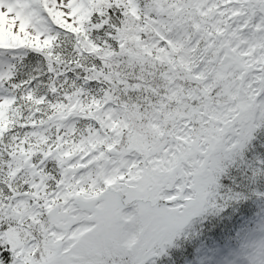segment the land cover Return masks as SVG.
<instances>
[{"label":"snow or ice","instance_id":"obj_1","mask_svg":"<svg viewBox=\"0 0 264 264\" xmlns=\"http://www.w3.org/2000/svg\"><path fill=\"white\" fill-rule=\"evenodd\" d=\"M261 130L264 0H0V264H264Z\"/></svg>","mask_w":264,"mask_h":264},{"label":"trees","instance_id":"obj_2","mask_svg":"<svg viewBox=\"0 0 264 264\" xmlns=\"http://www.w3.org/2000/svg\"><path fill=\"white\" fill-rule=\"evenodd\" d=\"M247 155L250 158L264 156V130H261L258 133L257 138L252 141ZM126 210H131V207ZM197 230L201 234L204 232L210 233L215 231L213 219L210 218L203 221V225H197ZM235 236L236 233L233 232L231 234V238H229L230 240L228 241H232L238 245V242L235 240ZM209 238L214 239L211 236H209ZM195 239H197L195 235L187 238L181 236L174 242V245L168 249V255L157 259V264H195L198 256L200 255V246H193ZM149 264H151V262H149Z\"/></svg>","mask_w":264,"mask_h":264},{"label":"rangeland","instance_id":"obj_3","mask_svg":"<svg viewBox=\"0 0 264 264\" xmlns=\"http://www.w3.org/2000/svg\"><path fill=\"white\" fill-rule=\"evenodd\" d=\"M228 240H230V239H228ZM229 243H231V244H233V245H237L236 243H234V242H232V241H228ZM238 246V245H237ZM198 258H199V256H198ZM198 258H197V263L196 264H199V260H198Z\"/></svg>","mask_w":264,"mask_h":264}]
</instances>
